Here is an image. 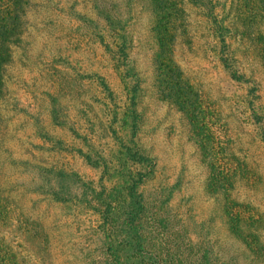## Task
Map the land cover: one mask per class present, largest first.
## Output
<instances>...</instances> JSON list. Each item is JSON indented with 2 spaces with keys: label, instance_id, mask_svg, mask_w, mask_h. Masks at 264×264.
I'll use <instances>...</instances> for the list:
<instances>
[{
  "label": "rangeland",
  "instance_id": "1",
  "mask_svg": "<svg viewBox=\"0 0 264 264\" xmlns=\"http://www.w3.org/2000/svg\"><path fill=\"white\" fill-rule=\"evenodd\" d=\"M104 1L116 16L129 22L130 57L145 91L141 143L155 157L154 176L142 187L148 249L170 264H264V146L242 105L236 108L231 103L242 99L243 90L229 82L213 55L209 61L206 57V19L188 0H175L179 6L176 40L170 50L174 48L184 76L200 97L199 111L210 123L206 127L216 148L235 163L231 188L216 193L206 185L209 168L192 135L193 120L167 102L156 84L154 3ZM231 1L236 2L220 0V4ZM73 6L91 13L85 0H32L24 42L11 46V59L3 71L0 248L2 254L8 249L15 262L24 241L30 264H103L99 235L80 205L47 204L34 190L42 177L33 163L49 162L57 169L63 162L67 170L79 162L66 155L50 154L46 159L32 151L30 144L36 143L32 117L46 122L53 107L71 124L85 123L88 116L96 124V141L108 142L101 151L110 152L112 144L95 103L98 89L87 77L95 70L102 72L108 62L91 28L72 14ZM246 21L234 47L245 71L260 82L264 100V22ZM76 189L72 186L69 191ZM226 198L246 206L239 212L236 228L226 221Z\"/></svg>",
  "mask_w": 264,
  "mask_h": 264
},
{
  "label": "trees",
  "instance_id": "2",
  "mask_svg": "<svg viewBox=\"0 0 264 264\" xmlns=\"http://www.w3.org/2000/svg\"><path fill=\"white\" fill-rule=\"evenodd\" d=\"M31 1L0 0V98L3 71L11 59L10 48L24 42L26 15ZM85 1L93 15L74 6L72 14L91 28L108 62L102 66V72L95 70L87 77L98 89L94 99L112 140L110 152L104 154L101 151L102 147H108V142L100 145L96 141V124L88 116H85V123L71 124L58 116L56 108H49L46 122L32 117L36 143L30 144L31 150L46 155V159L50 154L52 157L66 155L68 159L75 158L79 164L66 170L63 162L57 169L49 162H44V165L33 163L42 177L34 184V190L47 204L80 205L93 220L99 235L103 264H170L148 249L144 232L142 187L154 176L155 157L141 143L140 131L147 105L141 75L130 57L133 45L129 22L116 16L104 0ZM150 1L159 17L153 22L156 84L167 102L193 120L189 123L192 135L197 137L201 159L209 168L207 188L212 193L227 192L232 186L235 163L216 148L206 127L210 123L199 111L202 105L200 97L184 76L174 56V48L170 50L176 40L179 6L175 0ZM188 2L208 23V61L214 57L229 82L243 90L242 99L231 100V103L236 108L238 104L242 105L241 110L248 113L246 118L264 146V100L260 82L245 71L234 47L240 26L246 20L249 23L264 22V0H236L226 5L220 4V0ZM72 186L77 189L69 191ZM224 207L226 221L230 225L235 223L232 225L234 228L238 227L239 212L246 206L226 198ZM23 243L16 262L8 249L2 254L1 247L0 264H30ZM3 255L9 256V263L4 261ZM205 260L208 262L207 255Z\"/></svg>",
  "mask_w": 264,
  "mask_h": 264
}]
</instances>
